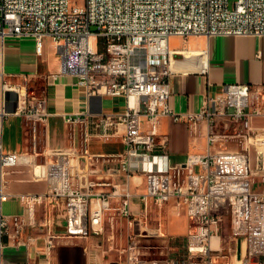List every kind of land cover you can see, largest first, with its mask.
Masks as SVG:
<instances>
[{"label":"built area","instance_id":"1","mask_svg":"<svg viewBox=\"0 0 264 264\" xmlns=\"http://www.w3.org/2000/svg\"><path fill=\"white\" fill-rule=\"evenodd\" d=\"M190 35H264V0H235L233 7L229 0H0V264H52L54 239L60 235L53 232V216L60 203L65 237L101 235L106 212L115 210L127 223L122 250L126 264L142 263L139 234L131 230L138 218L131 210L133 185H142L138 195L146 207H161L173 199L176 212H184L189 220L185 255L171 264H217L219 256L226 257L220 264H264V187H254L257 176L264 182V126L254 124L264 119V82L227 83L212 94L207 81L200 108L175 113L169 79L176 50L169 40ZM23 36L34 39L37 56L50 38L65 70L77 76L89 95L122 98L121 112L93 114L86 109L64 114L63 121L82 127L84 143L94 137L109 140L124 124L123 150L106 172L123 173L125 181L101 180L103 168L94 167L87 169L82 182L78 157L84 155L87 165H96L100 156L87 147L51 149L45 161L31 162L33 177L45 180L46 189L18 193L24 215H5L2 178L7 168L20 163V154L3 148L4 94L13 87L5 79V42ZM17 114L47 122L46 96H30ZM164 116L187 122L195 134L204 124L207 150L173 162L166 137L159 139ZM231 124L244 131H217ZM228 137L240 138L241 148L217 147ZM101 184L110 189L95 188ZM43 203H49L46 217L38 221L37 208ZM40 229L44 244L35 253L41 260L5 261L4 238L35 245L39 236L31 233ZM156 233L162 234L160 226ZM237 239H242L244 252L240 262H232L231 244Z\"/></svg>","mask_w":264,"mask_h":264},{"label":"crops","instance_id":"2","mask_svg":"<svg viewBox=\"0 0 264 264\" xmlns=\"http://www.w3.org/2000/svg\"><path fill=\"white\" fill-rule=\"evenodd\" d=\"M177 37L180 36H171L170 40ZM182 39L184 44L181 47L170 45L173 50H176L173 56V73L169 79L171 89L169 103L175 113L197 111L204 101L207 81L211 84L209 90L212 94L220 91L221 87L227 83L264 82V35H190ZM5 70V79L15 85L14 88L7 89L4 94L7 116L3 122V148L6 152L25 155L28 159L20 160L19 164L8 168V173H13V170L22 167L23 174L16 171L19 176L11 174L7 179L8 183H3L6 192L1 202L3 214L24 215V206L17 194L45 190V180L33 177L31 162H38L39 156L45 157L46 152L51 149L87 147L90 154L100 156V162L96 165H87L86 157L79 156L84 160L82 164H78L77 168L82 182H85L87 178V169L94 167L103 168L102 173L99 174L101 180L125 181L123 173L106 172L107 166L115 162L116 155L123 150L121 134L125 130L124 124L120 125L118 135L109 140L94 137L84 143L82 127H71L63 121L64 114L86 109L93 114L121 112L124 109L122 98L89 95L85 86L79 83L77 76L65 70L63 60L50 38H45L43 54L37 56L34 39L31 36L8 37L5 42ZM32 95L46 96V109L49 113L47 122H33L24 115L17 114V110L24 107L27 99ZM254 121V124L259 123L256 124L257 126H264L259 122L260 119ZM39 125L43 130L42 136L38 132ZM159 134V139L166 137L168 152L173 162L184 161L189 152L203 153L207 150L204 124L200 125L199 131L195 134L189 129L187 122L175 121L172 116H164L159 125ZM25 179L29 182L23 181ZM95 188L108 191L110 186L101 184ZM132 189L135 192L131 198L132 213L138 217L137 219L145 220V227L152 229L155 233L151 235L152 237L165 238L162 239L163 241L168 239V236L185 239L189 220L184 212H176L173 199L159 207L155 214L153 208L157 206L149 203L146 207L138 195L143 190L142 185L138 187L133 185ZM112 211L106 212L104 218L103 232L106 233V241L90 240V246L86 244L70 252L58 249L59 244L56 246L54 240L55 250L51 251L52 264H126L125 254L122 251L127 236L126 222L121 216L114 215ZM54 214L57 217L63 216L62 203L55 208ZM155 217H157V223L154 222ZM38 219V221L43 220L41 216H38ZM150 219L151 223L148 222ZM164 223H166L165 226ZM159 226L162 234L156 233ZM163 226L168 236L163 235L165 234ZM9 230L10 232L13 230L12 226ZM53 232L59 234L54 229ZM31 234L39 236L35 245L25 246L18 244L13 238H4L3 256L6 262H22L28 257L36 260L43 258L40 256L37 259L35 249L43 246L44 231L35 230ZM243 245L242 239L232 242L230 261L240 262L244 252ZM225 259L226 257L219 256L217 264ZM140 264H171V262L163 263L157 259H151Z\"/></svg>","mask_w":264,"mask_h":264},{"label":"rangeland","instance_id":"3","mask_svg":"<svg viewBox=\"0 0 264 264\" xmlns=\"http://www.w3.org/2000/svg\"><path fill=\"white\" fill-rule=\"evenodd\" d=\"M234 1L235 0H229L230 7H233ZM91 30H95V26H91ZM183 44H184V41L181 37L173 38L170 40V45L172 47H181ZM6 81L8 82V84L10 86L15 85V84L9 82L7 79H6ZM260 120L261 121H259V122L264 124V119H260ZM256 124H259V123L257 122ZM217 131L218 132H228V133L233 135V134H236L237 132H243L244 129L237 124H231L228 129L225 130L222 127H220L217 129ZM38 132H39V135L42 136L43 130H42L40 125L38 127ZM218 143L219 144L217 147H223L226 149H232V150L234 149L235 150V149L241 148L240 138H237V137H228V138L222 139ZM40 147H41V143L38 145L39 149H40ZM38 159H39L38 162L45 161V157L39 156ZM83 162H84V160L82 158H80L78 160V164H82ZM15 168H10V169H15ZM21 168L18 167V169L13 170L14 171L13 173L12 172L8 173L9 169L7 168L5 170L6 172L3 175L2 182L4 184H7L8 183L7 179L9 178V176L11 174H18V173L23 174ZM16 171L18 173H16ZM19 174L17 176H19ZM20 177H22V176L20 175ZM260 180H261V178L257 176L256 177V184L254 185V187L256 189H260V188L264 187V182H260ZM23 181L29 182L26 179ZM23 181H21V182H23ZM44 188L46 189V185ZM48 205H49V203H43L42 205H40L37 208V213H36L37 219H38V216H41V219L44 220V218L46 217L45 213H46V210L48 209ZM158 208L159 207L153 208L155 214H157ZM112 212L114 213V215H119L115 210H113ZM139 215L140 214H138V216ZM123 219L126 222V219L125 218H123ZM142 219H146V218H142ZM53 220L54 221H53L52 227H53L54 231H57L60 234L59 236H57L54 239L56 242V246H57V244H59L58 249H62V250L72 252L73 250L78 249L79 247H82L86 244H88L90 246V240H97V241L99 240L100 242L106 241V236H105L106 233L105 232H103L99 236H88V237H65V236H62V233L65 229V217L64 216L57 217L54 214ZM144 221H142L141 218L136 219L133 222L134 225H133V228L131 229L133 232L139 234V237H138L139 249L137 251L138 257L140 259H142L143 261H147V260H151V259H157L163 263H164V261L168 262V261H180V260H182L184 255H185V246L183 247L185 239L183 237H173V236L171 237V236L166 235V229H164V226L166 225V223H164V226H163V231L165 233L163 235L168 236V239H166L164 241L162 239H165V238L156 239L155 237L151 236V235L155 234L154 231L152 229L147 230L145 227L146 225H145ZM137 222H139V223H137ZM148 222L151 223V219ZM154 222L157 223V217H155ZM158 224H159V220H158ZM126 226H127V223H126ZM151 226H153V225H151ZM150 228H152V227H150ZM127 230H128V228H127ZM121 232H122V230H121ZM225 233H226V230H225ZM124 242L125 243L123 245V248L126 246L127 236H126V239ZM224 244H226V242ZM52 249L55 250V248H52ZM125 259H126V255H125Z\"/></svg>","mask_w":264,"mask_h":264},{"label":"water","instance_id":"4","mask_svg":"<svg viewBox=\"0 0 264 264\" xmlns=\"http://www.w3.org/2000/svg\"><path fill=\"white\" fill-rule=\"evenodd\" d=\"M23 159H28V157L25 155H20V160H23ZM252 261L254 262L255 258H252Z\"/></svg>","mask_w":264,"mask_h":264},{"label":"bare ground","instance_id":"5","mask_svg":"<svg viewBox=\"0 0 264 264\" xmlns=\"http://www.w3.org/2000/svg\"><path fill=\"white\" fill-rule=\"evenodd\" d=\"M262 143L264 144V140H262Z\"/></svg>","mask_w":264,"mask_h":264}]
</instances>
